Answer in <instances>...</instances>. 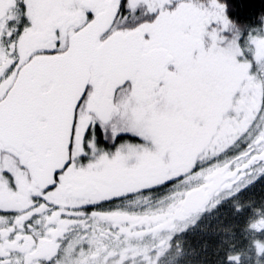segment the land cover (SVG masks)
<instances>
[{
    "label": "snow or ice",
    "instance_id": "6c2138e0",
    "mask_svg": "<svg viewBox=\"0 0 264 264\" xmlns=\"http://www.w3.org/2000/svg\"><path fill=\"white\" fill-rule=\"evenodd\" d=\"M216 83L230 103L212 107ZM221 115L234 132L201 150L194 125ZM173 151L188 170L142 183ZM216 171L245 187L264 174V16L241 33L222 0H0V264H160L131 244L151 217L121 203ZM98 220L129 246L88 260L69 237Z\"/></svg>",
    "mask_w": 264,
    "mask_h": 264
},
{
    "label": "flooded vegetation",
    "instance_id": "af4514ba",
    "mask_svg": "<svg viewBox=\"0 0 264 264\" xmlns=\"http://www.w3.org/2000/svg\"><path fill=\"white\" fill-rule=\"evenodd\" d=\"M209 86V95L211 98L213 95L218 94L219 89H222L220 83H216L214 86V90L210 91ZM217 103V101L215 100ZM227 103H230L228 101ZM213 105V103H212ZM235 110L233 109V112ZM217 127L219 130L217 131ZM195 130L204 136V140L200 143L199 148L202 150L204 148H210L211 146L208 144V139L215 137L213 143H220L227 141L229 134L234 132V129L231 125L229 126H221L216 125L213 127L207 126L206 124H200L199 126L194 125ZM97 148L103 152H113L115 150L114 144L105 139L103 134L97 136L96 138ZM226 146V143L225 145ZM243 149V144L237 142L230 151L226 153L228 157H233L236 153L240 152ZM219 150V149H218ZM208 158H210V153H205ZM84 162H88V158H83ZM221 164H223L224 157L220 158ZM191 166L189 156L185 154H178L177 151H173L166 163L163 165L165 168L163 171V175L159 177L154 174L155 182L158 183V179H166L167 173L171 171L172 175H179L180 172L187 171ZM220 173L219 171L212 172L211 174H203V182L197 186H194L188 192L184 188V186L180 185L177 189H165L159 191L158 194L163 195L162 201L155 198V192L147 193L146 196L142 193L140 195V199L132 200V197H129L127 201H123L120 207L130 214L131 218L135 217H151V225L152 227L149 229L148 221H144V228H136L133 229V238L131 239V244L136 246L141 251L145 249L149 250V254H151V250H156L158 255H163V259L161 263L168 262L170 260L178 261L177 264L185 263V260L191 257L197 258L196 254L194 256L191 255L190 251H187V247L190 245L191 241L189 240V236L194 235L196 240V235L194 230L196 227L204 226V225H192L195 229L188 232L186 225L187 220L199 217L207 212H218L226 213L221 219V225H216L218 227L217 232H219L220 228H224L223 225L226 222H230L229 216L232 213L244 211L245 207L249 203H256L257 199L263 196L262 186L264 184V174H260L261 177L257 179L254 183H252L249 187H245L248 183L250 177L241 176L235 182V186L231 183H224L215 193H213L206 205L196 214L184 215L183 214V203L185 201L186 196L192 191L202 189L205 193H208V190L205 188L207 185L212 183V178L215 174ZM257 173H252V175H256ZM151 176L144 177L143 180H150ZM199 176V175H196ZM195 176H190L192 178ZM226 177V176H223ZM188 178V179H189ZM157 181V182H156ZM240 181H243L241 183ZM243 189V190H242ZM153 190V189H152ZM108 191H112L109 189ZM241 198L240 202H236V199ZM140 201V202H139ZM156 204L159 206V209L162 210L160 216L165 219V221L157 223L156 225V217L153 214L156 211ZM259 204V203H258ZM258 204L249 207L254 208L256 210L253 213V209H248V215L251 217L250 219H254L250 224L251 225H261L264 226V216L260 213L258 209ZM240 209H237V208ZM256 208V209H255ZM218 216V214H215ZM224 220V221H223ZM111 226V221L98 220L93 221L92 229L84 235H76L69 237L72 241L73 246H79L82 243H86L89 245V250L85 253V257L88 260H93L95 257L93 254L99 252L103 253L106 249L110 253H119L124 248H127L129 245L125 242L124 238H117L109 234V228ZM191 226V225H190ZM252 230V229H251ZM253 231V230H252ZM254 232V231H253ZM264 234V233H263ZM243 233L238 230H231V233L228 234V243L232 247V251H235V245H240V241L242 240ZM193 240V242H194ZM196 253L201 254L199 247L196 248ZM204 251V250H201ZM143 259L142 256H138L135 258V264H139L138 260Z\"/></svg>",
    "mask_w": 264,
    "mask_h": 264
},
{
    "label": "rangeland",
    "instance_id": "374dc122",
    "mask_svg": "<svg viewBox=\"0 0 264 264\" xmlns=\"http://www.w3.org/2000/svg\"><path fill=\"white\" fill-rule=\"evenodd\" d=\"M214 86L215 85H211L210 91H213ZM251 87H255V85H251ZM222 91H223L222 89L215 91V92H218V94H216L215 96L213 95L212 97V103H213L212 107H216L217 105H224L228 102V100H226L225 97L223 96ZM215 100L217 101V103L215 102ZM200 124H206L207 126H210V127H213L216 125H221V126L230 125L228 119L224 117L223 115L217 117L216 120L212 122L211 124L205 119V120L197 122L195 125L199 126ZM164 169L165 168L162 167L161 170L156 173V176L157 175H159V177L162 176L164 173L163 171ZM202 175L187 179L182 184V186H184V188L188 192L194 186H197L203 182ZM155 180L157 179H155L153 175L150 181H142V183L143 182L153 183L155 182ZM161 180L162 179H158V183ZM261 188L262 190L260 192L264 193V184ZM241 200H242L241 198L236 199V202H240ZM249 204L252 205V207L258 204L259 207L257 210L260 213H262V215L264 216V194L262 197L257 199L256 203H249ZM249 204L246 205L244 211L232 213L229 216L230 222H226L225 224H223V225H229V226L220 228L219 232H217L218 227L215 228V226L221 225V219L224 216H226V213H221L220 211L207 212L199 217L187 220L184 225H186L188 232L195 229L192 225H196V226L204 225V226L196 227V230H194V232H196L195 233L196 240H194L195 237L192 234L189 236V240H188L191 242H190V245L187 247V251L188 252L190 251L192 256L196 254L197 258H194V257L188 258L185 260V263H181V264H227L226 257H229V256L235 258L237 260V264H254V261L256 258L255 256L256 251L259 249H264V234L258 233L256 231L253 232L251 230L250 223L256 218L250 219L251 217L248 215V209L252 207H249L250 206ZM237 209H240V208L238 207ZM252 209H253V213H255L256 210H254V208ZM161 212L162 210H160L159 206L156 204V211L153 214V216L156 217V225L158 221H161V222L165 221L163 217H161L160 215H157V213H161ZM215 214H218V216H216ZM231 230H238L243 233V237H242V240L240 241V245H237V246L235 245L234 247L235 251H232V247L229 245L228 240H227L228 234L231 233ZM198 247H199L201 254H198L195 251L196 248ZM201 250H204V251H201ZM138 262L139 264H145L144 259L138 260ZM177 263L178 261L172 259L168 261L167 263L164 262L163 264H177ZM153 264H155V259H153ZM160 264L162 263L160 262Z\"/></svg>",
    "mask_w": 264,
    "mask_h": 264
},
{
    "label": "trees",
    "instance_id": "16d2710c",
    "mask_svg": "<svg viewBox=\"0 0 264 264\" xmlns=\"http://www.w3.org/2000/svg\"><path fill=\"white\" fill-rule=\"evenodd\" d=\"M227 5V16L241 33H247L250 29L260 26V18L264 16V0H222ZM151 180V179H150ZM143 180V181H150ZM163 188H153L150 191L142 193L155 192V198L160 201L162 194H158Z\"/></svg>",
    "mask_w": 264,
    "mask_h": 264
},
{
    "label": "water",
    "instance_id": "95a60500",
    "mask_svg": "<svg viewBox=\"0 0 264 264\" xmlns=\"http://www.w3.org/2000/svg\"><path fill=\"white\" fill-rule=\"evenodd\" d=\"M227 179L228 177H223L221 173L215 174L212 178V183L205 187L208 193H205L202 189L189 193L183 203V214L190 215L198 213L206 205L209 197L215 193Z\"/></svg>",
    "mask_w": 264,
    "mask_h": 264
}]
</instances>
